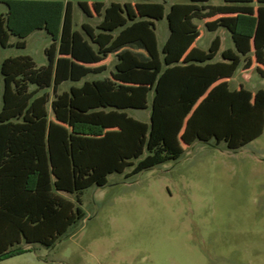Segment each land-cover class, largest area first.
Masks as SVG:
<instances>
[{"label":"trees","instance_id":"1","mask_svg":"<svg viewBox=\"0 0 264 264\" xmlns=\"http://www.w3.org/2000/svg\"><path fill=\"white\" fill-rule=\"evenodd\" d=\"M210 1L174 3L166 12L156 0H2L0 48L24 49L36 31L52 42L47 65L29 55L0 63V261L24 253L23 243L52 247L85 218L84 191L105 186L111 174L132 168L130 178L178 160L184 145L238 150L262 136L264 89H231L229 80L255 64L264 77V0ZM75 2L101 21L75 29ZM165 18L170 33L160 48L156 23ZM196 20L230 33L235 48L221 61L220 36L207 51L193 46L201 36ZM111 54V76L85 80L104 72L91 66ZM148 109V122L130 115Z\"/></svg>","mask_w":264,"mask_h":264},{"label":"rangeland","instance_id":"2","mask_svg":"<svg viewBox=\"0 0 264 264\" xmlns=\"http://www.w3.org/2000/svg\"><path fill=\"white\" fill-rule=\"evenodd\" d=\"M104 1L109 5L114 0ZM156 1L168 12L172 3L187 0ZM6 10L0 0V14ZM74 21V28L81 30L83 22L96 26L101 18H88L76 6ZM205 22L196 20L200 48L208 49L216 36L225 47L233 44L226 29L210 32ZM156 25L161 48L169 36L168 21L165 18ZM26 40L24 49L0 48V63L7 57L29 55L37 66L47 65L45 51L51 37L36 31ZM116 63V54H111L103 63L92 65L106 69L87 80L110 77ZM241 81L252 92L264 89V77L255 66L241 67L231 89L239 88ZM71 85L64 83L60 91H68ZM130 115L148 122L150 109L131 110ZM184 148L178 160L126 178L129 168L124 174H111L105 186L85 190L80 205L85 218L52 247L23 243L24 253L0 264H264V133L238 150L214 141ZM62 195L76 202L75 195Z\"/></svg>","mask_w":264,"mask_h":264},{"label":"crops","instance_id":"3","mask_svg":"<svg viewBox=\"0 0 264 264\" xmlns=\"http://www.w3.org/2000/svg\"><path fill=\"white\" fill-rule=\"evenodd\" d=\"M104 1V0H103ZM105 2V1H104ZM112 2H120V3H122V4H124V3H126V2H122V1H120V0H114V1H112ZM129 2H132L133 3V0H131V1H129ZM105 4H106V2H105ZM172 4H174V3H172ZM106 5H108V4H106ZM110 5V4H109ZM76 6H77V8L78 9H80L79 7H78V5H77V3L75 2V8H74V19H75V10H76ZM80 11L84 14V12L80 9ZM88 17V16H87ZM96 16H94V17H88V18H95ZM84 23H88V24H90L89 22H83V24ZM169 33H170V31H169ZM169 37V36H168ZM168 37H167V39H168ZM166 39V40H167ZM199 39H200V37H199ZM199 39L195 42V44L193 45V46H195V47H197V48H199V49H201V50H203V51H207L208 49H204V48H200L198 45H197V43H198V41H199ZM222 40V39H221ZM166 42V41H165ZM164 42V43H165ZM164 43H163V45H164ZM162 45V46H163ZM160 47V46H159ZM210 47V46H209ZM126 48H128V49H132V50H134V51H139V50H137V49H135V48H132V47H126ZM162 48V47H161ZM234 49L235 48V46H234V43L231 45V46H224V44L223 43H221V49H220V52H219V54H218V56H217V61H221L222 60V58H221V54H222V52L224 51V50H226V49ZM107 60V59H106ZM105 60V61H106ZM103 63V62H102ZM256 65V64H255ZM254 65V66H255ZM237 73H238V71H237ZM236 73V74H237ZM105 78V77H104ZM87 79V77L85 78V80ZM102 79V78H101ZM234 79H236V75L234 76V77H232L230 80H229V83H231ZM94 80V79H93ZM84 81V80H83ZM83 81H81V82H79V83H72V82H70L72 85H77V86H80V85H82L83 84ZM68 83V82H67ZM81 83V84H80ZM71 85V86H72ZM240 85H244V83L241 81V82H239V86ZM70 86V87H71ZM245 86V85H244Z\"/></svg>","mask_w":264,"mask_h":264}]
</instances>
